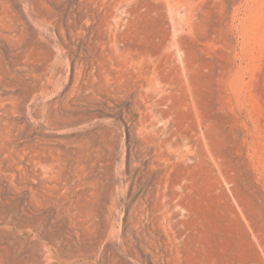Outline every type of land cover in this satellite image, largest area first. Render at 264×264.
<instances>
[{"label":"rangeland","instance_id":"1","mask_svg":"<svg viewBox=\"0 0 264 264\" xmlns=\"http://www.w3.org/2000/svg\"><path fill=\"white\" fill-rule=\"evenodd\" d=\"M0 264H264V0H0Z\"/></svg>","mask_w":264,"mask_h":264},{"label":"bare ground","instance_id":"2","mask_svg":"<svg viewBox=\"0 0 264 264\" xmlns=\"http://www.w3.org/2000/svg\"><path fill=\"white\" fill-rule=\"evenodd\" d=\"M171 56L175 65H179L180 62H183V58H181L179 53H172Z\"/></svg>","mask_w":264,"mask_h":264}]
</instances>
